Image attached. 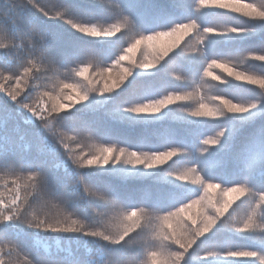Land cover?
I'll return each mask as SVG.
<instances>
[{
  "label": "snow or ice",
  "instance_id": "1",
  "mask_svg": "<svg viewBox=\"0 0 264 264\" xmlns=\"http://www.w3.org/2000/svg\"><path fill=\"white\" fill-rule=\"evenodd\" d=\"M0 264H264V0H0Z\"/></svg>",
  "mask_w": 264,
  "mask_h": 264
},
{
  "label": "trees",
  "instance_id": "2",
  "mask_svg": "<svg viewBox=\"0 0 264 264\" xmlns=\"http://www.w3.org/2000/svg\"><path fill=\"white\" fill-rule=\"evenodd\" d=\"M10 3H19V0H9ZM41 2H45V0H41Z\"/></svg>",
  "mask_w": 264,
  "mask_h": 264
}]
</instances>
